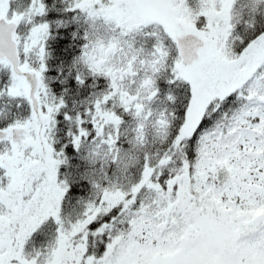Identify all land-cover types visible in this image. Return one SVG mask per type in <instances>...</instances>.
<instances>
[{"label": "snow or ice", "instance_id": "1", "mask_svg": "<svg viewBox=\"0 0 264 264\" xmlns=\"http://www.w3.org/2000/svg\"><path fill=\"white\" fill-rule=\"evenodd\" d=\"M0 264H264V0H0Z\"/></svg>", "mask_w": 264, "mask_h": 264}]
</instances>
